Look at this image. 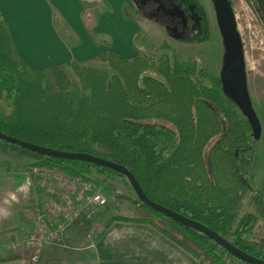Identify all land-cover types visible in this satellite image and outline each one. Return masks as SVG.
Here are the masks:
<instances>
[{"label": "trees", "instance_id": "obj_1", "mask_svg": "<svg viewBox=\"0 0 264 264\" xmlns=\"http://www.w3.org/2000/svg\"><path fill=\"white\" fill-rule=\"evenodd\" d=\"M246 1L264 25V0ZM159 51L131 58L100 52L97 60L104 68L74 60L33 69L17 54L0 16V131L34 145L122 165L151 201L264 261V185L253 195L252 211L239 215L255 163L251 126L224 95L219 75L167 41ZM40 158V166H57L112 189L108 178L127 179L91 162ZM0 161L9 171V161ZM138 204L144 213L111 217L105 230L117 222L144 224L199 264H206L204 253L217 264H248L205 232Z\"/></svg>", "mask_w": 264, "mask_h": 264}, {"label": "rangeland", "instance_id": "obj_2", "mask_svg": "<svg viewBox=\"0 0 264 264\" xmlns=\"http://www.w3.org/2000/svg\"><path fill=\"white\" fill-rule=\"evenodd\" d=\"M171 1L178 4L191 20L188 33L182 39L173 38L163 25L142 17L137 12L132 0H80L84 9L80 12L79 17L83 19L86 25H84V30L72 29L66 23L64 15L60 14V11L58 12L56 8L51 7V10L55 12L52 16L54 17L56 29L50 32L55 35H52L53 37L47 36L44 40L52 42L56 38L61 42L64 39L68 46L74 47L81 42L78 35L83 32V35L97 47V55L100 52H114L124 58L142 54L159 55L161 53L159 51L160 46L164 41H167L170 46L182 51L186 58L196 61L198 66L207 67L219 75L223 47L211 0ZM230 1L236 14L238 29L243 41L250 95L262 126L261 138L253 143L255 163L247 175L250 189L243 202L244 204L239 210V215L243 216L252 211L253 195L260 193L264 185V25L249 2L246 0ZM38 10L39 12L36 11L35 15L43 17L44 8L39 7ZM78 10L77 7L71 8L76 17ZM86 19L87 24L85 23ZM14 32L18 37L17 42L21 46L29 42L33 46L26 47H34L35 49H33L37 53L46 56L47 51L43 49V45H40V42H42L40 41L41 36H44L46 31L42 29H31L29 31L16 29ZM79 51L81 52L82 48H79ZM97 55L93 59L80 63L89 67L104 68L105 66L98 62ZM54 66L60 65H53L50 68ZM0 157L10 163L8 171L10 174L6 177L11 178L16 184L24 183L27 188L24 195L27 196L28 210L32 215L31 233L35 230L33 210L37 202L39 200L50 203L59 202L60 194L66 195L72 191L64 175L71 179L85 180L84 182L87 180L93 181L96 189L107 198V205L100 209L93 219L89 221L81 219L70 224L65 231L64 242H62V246H59L60 248L71 249L88 245L84 243V235L90 232L89 228L94 227L102 233L103 227L106 226L111 217L129 211L144 213V210L139 207V200L127 179L121 177L108 178V183L115 185V188L112 189L104 184H98L93 178L72 175L57 166H40L39 164L43 160L39 155L1 140ZM45 168H55L52 170L60 172L61 177L59 176V179L46 177V175H43ZM2 179L4 178L0 176V180ZM38 189H41L43 193H39ZM69 217L70 214L64 215L58 220L52 219V223L57 225L59 222L67 221ZM172 230L177 231V228H172ZM25 239L17 240L23 241ZM17 240L11 241V249H13L11 245ZM203 258L206 264L216 263L207 253L203 254Z\"/></svg>", "mask_w": 264, "mask_h": 264}, {"label": "crops", "instance_id": "obj_3", "mask_svg": "<svg viewBox=\"0 0 264 264\" xmlns=\"http://www.w3.org/2000/svg\"><path fill=\"white\" fill-rule=\"evenodd\" d=\"M39 7L44 8L43 17L35 15ZM51 7L64 15L72 29L84 30L86 25L79 17L84 9L80 0H0V16L8 24L19 57L33 69H48L73 60L80 63L95 58L97 47L83 32L78 35L81 42L74 47L68 46L64 39L61 42L56 38L52 42L44 40L55 35L50 32L56 29ZM72 7L79 8L77 17L71 11ZM16 29L46 31L40 39V45L47 51L46 56L37 53L34 47H26L32 45L29 42L21 46L14 32ZM79 48H82L81 52ZM9 174L8 168L0 161V176L4 178L0 180V264H199L156 229L136 223L117 222L108 230L103 227L92 246L71 249L46 246L35 256L33 251L25 248L11 249L12 240H22L30 235L32 215L24 195L27 188L24 183L16 184L8 179Z\"/></svg>", "mask_w": 264, "mask_h": 264}, {"label": "water", "instance_id": "obj_4", "mask_svg": "<svg viewBox=\"0 0 264 264\" xmlns=\"http://www.w3.org/2000/svg\"><path fill=\"white\" fill-rule=\"evenodd\" d=\"M215 19L221 36L223 56L219 78L224 95L231 100L241 114L246 118L252 129L253 143L259 141L262 136V126L258 114L253 106L252 98L248 86V76L245 63V52L243 41L238 29L236 14L234 13L230 0H211ZM181 39L182 37H174ZM0 140L8 144L20 146L25 150L39 156L67 159L72 161L91 162L124 175L131 184L139 202L152 208L165 217L175 220L193 230H199L208 234L219 246L227 252L248 264H264V261L257 259L229 243L212 230L191 220L177 212L151 201L144 193L136 177L124 166L114 162L95 157L84 153H69L58 151L38 145H34L20 139L8 136L0 131Z\"/></svg>", "mask_w": 264, "mask_h": 264}, {"label": "built area", "instance_id": "obj_5", "mask_svg": "<svg viewBox=\"0 0 264 264\" xmlns=\"http://www.w3.org/2000/svg\"><path fill=\"white\" fill-rule=\"evenodd\" d=\"M48 169L45 168L43 171V175H46V177H53L54 179L61 177L60 172L52 170L55 168ZM64 176L67 178V183L72 191L66 195L60 194L59 202L38 201L33 210L34 232L25 240L15 242L12 245L13 249L25 248L33 251L35 256L46 246H62L65 231L72 222L81 219L89 221L99 213L100 209L107 205V198L96 189L93 181L87 180L84 182L85 180L71 179L66 175ZM68 214H70V217L67 221L59 222L57 225L52 223V219L58 220ZM97 230L91 227L89 228L90 232L84 235L85 243L88 246L94 245L101 234Z\"/></svg>", "mask_w": 264, "mask_h": 264}, {"label": "flooded vegetation", "instance_id": "obj_6", "mask_svg": "<svg viewBox=\"0 0 264 264\" xmlns=\"http://www.w3.org/2000/svg\"><path fill=\"white\" fill-rule=\"evenodd\" d=\"M132 1L137 12L142 17L163 25L165 30L169 32L173 38H184L187 35L191 20L188 14L178 4L173 3L171 0Z\"/></svg>", "mask_w": 264, "mask_h": 264}, {"label": "clouds", "instance_id": "obj_7", "mask_svg": "<svg viewBox=\"0 0 264 264\" xmlns=\"http://www.w3.org/2000/svg\"><path fill=\"white\" fill-rule=\"evenodd\" d=\"M5 215L7 214V213H4Z\"/></svg>", "mask_w": 264, "mask_h": 264}]
</instances>
